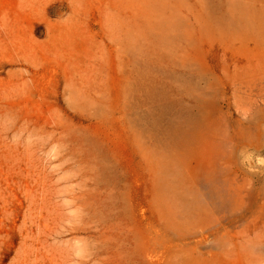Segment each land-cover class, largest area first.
I'll list each match as a JSON object with an SVG mask.
<instances>
[{"label":"rangeland","instance_id":"obj_1","mask_svg":"<svg viewBox=\"0 0 264 264\" xmlns=\"http://www.w3.org/2000/svg\"><path fill=\"white\" fill-rule=\"evenodd\" d=\"M0 264H264V0H0Z\"/></svg>","mask_w":264,"mask_h":264}]
</instances>
